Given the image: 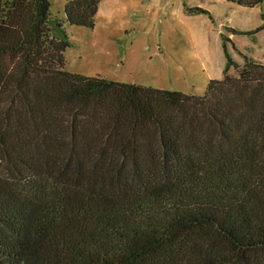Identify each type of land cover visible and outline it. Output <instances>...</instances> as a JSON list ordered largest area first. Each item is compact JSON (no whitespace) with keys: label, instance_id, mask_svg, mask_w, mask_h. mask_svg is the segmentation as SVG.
Wrapping results in <instances>:
<instances>
[{"label":"trees","instance_id":"obj_1","mask_svg":"<svg viewBox=\"0 0 264 264\" xmlns=\"http://www.w3.org/2000/svg\"><path fill=\"white\" fill-rule=\"evenodd\" d=\"M222 38L187 93L69 71L50 0H0V264H264V62Z\"/></svg>","mask_w":264,"mask_h":264},{"label":"rangeland","instance_id":"obj_2","mask_svg":"<svg viewBox=\"0 0 264 264\" xmlns=\"http://www.w3.org/2000/svg\"><path fill=\"white\" fill-rule=\"evenodd\" d=\"M67 1L50 0L70 42L72 72L202 94L211 78L224 75L222 33L231 37L237 63L264 62V1L101 0L94 27L70 23ZM196 6L208 12L190 10Z\"/></svg>","mask_w":264,"mask_h":264},{"label":"crops","instance_id":"obj_3","mask_svg":"<svg viewBox=\"0 0 264 264\" xmlns=\"http://www.w3.org/2000/svg\"><path fill=\"white\" fill-rule=\"evenodd\" d=\"M231 72H233V71L231 70Z\"/></svg>","mask_w":264,"mask_h":264}]
</instances>
